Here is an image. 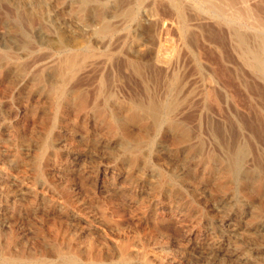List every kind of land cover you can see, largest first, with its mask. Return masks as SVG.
I'll return each instance as SVG.
<instances>
[{
    "label": "rangeland",
    "instance_id": "obj_1",
    "mask_svg": "<svg viewBox=\"0 0 264 264\" xmlns=\"http://www.w3.org/2000/svg\"><path fill=\"white\" fill-rule=\"evenodd\" d=\"M214 1L0 0V264H264V0Z\"/></svg>",
    "mask_w": 264,
    "mask_h": 264
},
{
    "label": "bare ground",
    "instance_id": "obj_2",
    "mask_svg": "<svg viewBox=\"0 0 264 264\" xmlns=\"http://www.w3.org/2000/svg\"><path fill=\"white\" fill-rule=\"evenodd\" d=\"M95 1V0H94ZM211 1V0H210ZM212 1H214V0H212ZM216 1V0H215ZM214 1V2H215ZM219 1H221V0H219ZM225 1V0H224ZM230 1V0H229ZM254 1H256V0H254ZM80 2H81V4H82V6L84 5V4H88L89 2H90V0H80ZM226 2V1H225ZM225 2H224V4H225ZM233 3L234 4V2L233 1H230L229 3ZM237 2V1H236ZM228 3V4H229ZM217 4H218V2H217ZM216 4V5H217ZM253 4V3H252ZM210 5V4H209ZM211 5H212V2H211ZM221 5V4H220ZM230 5V4H229ZM214 6V5H213ZM209 7V6H208ZM255 7V6H254ZM254 7H252V8H254ZM223 8V7H222ZM260 8V7H259ZM117 9V8H116ZM126 10V9H125ZM219 10V9H218ZM221 10V9H220ZM235 11V10H234ZM258 11V10H257ZM238 12V11H237ZM239 12H241L242 13V11H240L239 10ZM238 12V13H239ZM124 14H126V13H124ZM237 15V14H236ZM255 15H257V18L258 17H260L259 16V14H257V13H255ZM241 16V15H240ZM102 17V16H101ZM241 17H243V16H241ZM250 17V16H249ZM237 18V17H236ZM238 18H240V17H238ZM260 20V26H263L264 27V19H259ZM102 21V20H101ZM166 22V21H165ZM193 23V22H192ZM197 24V23H196ZM158 25V24H157ZM258 25V24H257ZM260 26H258V27H260ZM99 31V33H105L106 31H108L109 30V27H108V25L104 22V20H103V22L101 23V26L99 27V29H98ZM161 35V34H160ZM234 37H235V39H236V44H237V46H238V48H239V52H240V55H241V57H242V59L244 60V62L248 65V66H250L253 70H256V71H258V72H260V73H262L263 75H264V55H262L261 54V52L258 50V49H256L255 47H253V46H251V45H249L247 42H246V40L239 34V33H237V32H235L234 33ZM260 39V38H259ZM155 41V40H154ZM112 43V42H111ZM262 44H264V42L262 43ZM259 45V44H258ZM261 45V44H260ZM264 49V48H263ZM82 50V49H81ZM70 56V55H69ZM69 56H68V60H66V64H68V65H70V63L72 62V60L71 59H69ZM62 57V56H61ZM75 57V56H74ZM73 58V57H72ZM163 61V60H162ZM74 63V62H73ZM75 63H77L76 61H75ZM24 66V65H23ZM62 66V65H61ZM61 66H60V68H61ZM72 66H74L73 64H72ZM76 66V65H75ZM64 66H62V68H63ZM70 67V66H69ZM65 68V67H64ZM115 68V67H114ZM62 70V69H61ZM68 70V69H67ZM66 70V71H67ZM134 70V69H133ZM149 70V69H148ZM224 70V69H223ZM63 71V70H62ZM135 71V70H134ZM123 76V75H122ZM223 77V76H222ZM223 81H225V79L223 80ZM222 81V82H223ZM225 82H227V81H225ZM209 87V86H208ZM59 88V87H58ZM57 88V89H58ZM106 89V88H105ZM217 89V88H216ZM62 91V93H63V89H61ZM209 90V89H208ZM57 91V90H56ZM211 93V92H210ZM209 96H211V95H209ZM62 97V96H61ZM60 97V98H61ZM138 103V102H137ZM160 103H162V102H160ZM168 104V103H167ZM171 105V104H170ZM136 107L142 112V113H144V114H146L147 116H149V117H151V119L155 122L156 121V118H157V116H158V114H159V112L161 113V106H159L158 104H156V103H152V102H149L148 104H146V105H144V104H137L136 105ZM163 107V106H162ZM164 107H166V109H168L169 108V105H165L164 104ZM258 117V116H257ZM259 120V119H258ZM233 130V129H232ZM258 130V129H257ZM257 132V131H256ZM244 155H245V153H244V150H243V147L241 148H238V149H236L235 151H232V152H229V155H228V158L226 157V160H227V166H226V171H227V173H228V175H229V177L232 179V180H236L237 178H238V176H239V174L241 173V171H242V162H243V159H244ZM262 157V156H261ZM257 159V158H256ZM255 161V160H254ZM259 161V160H258ZM259 165V164H258ZM260 169V168H259ZM235 229V228H234ZM237 232V231H236ZM74 251V250H73ZM126 254V253H125ZM10 257V256H9ZM15 257V256H14ZM74 257H76V256H70L69 258H73L74 259ZM21 258V257H20ZM68 258V259H69ZM78 258V257H77ZM90 258V257H89ZM2 259H4V257L2 258ZM6 259H8V258H6ZM5 260V259H4ZM9 260H10V258H9ZM14 261H15V259H13ZM13 260H12V262H13ZM3 261V260H2ZM75 261V260H74ZM77 261V260H76ZM4 262H6V261H4ZM9 263H10V261H8ZM46 262V261H45ZM44 262V263H45ZM77 262H79V261H77ZM92 262V261H91ZM90 262V263H91ZM95 262V261H94ZM123 262V261H122ZM96 264H99L98 262H95ZM13 264H15V263H13ZM92 264V263H91Z\"/></svg>",
    "mask_w": 264,
    "mask_h": 264
}]
</instances>
